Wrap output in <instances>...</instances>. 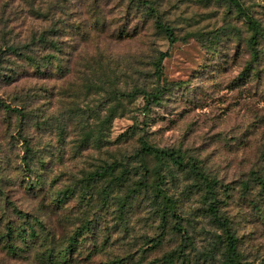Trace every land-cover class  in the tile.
<instances>
[{"label": "rangeland", "instance_id": "obj_1", "mask_svg": "<svg viewBox=\"0 0 264 264\" xmlns=\"http://www.w3.org/2000/svg\"><path fill=\"white\" fill-rule=\"evenodd\" d=\"M145 1L158 12L53 0L48 17L18 19L0 37L29 45L20 50L36 60L6 51L0 62V264H168L183 232L191 242L172 264H222L212 202L241 260L264 264V0H240L261 29L255 62L252 29L231 2ZM156 15L187 41L172 42ZM141 137L179 151L186 166L144 156ZM114 160L130 179L105 190L110 177L94 173ZM194 166L217 180V197L207 198ZM156 170L177 216L164 217Z\"/></svg>", "mask_w": 264, "mask_h": 264}, {"label": "trees", "instance_id": "obj_2", "mask_svg": "<svg viewBox=\"0 0 264 264\" xmlns=\"http://www.w3.org/2000/svg\"><path fill=\"white\" fill-rule=\"evenodd\" d=\"M53 0H0V5L2 4V6L0 7V22L3 21L6 26L4 29L0 30V37L2 38V35L7 32H13V29L11 27H9V23H14L16 22L18 19H30V18H40V17H48L47 12H45V8L47 6L48 2H51ZM109 0H90V2H92L94 4V6H99L101 4V2H107ZM129 2H139L141 3L140 5L144 4L145 6H149L148 9L150 10L149 13H154V12H158L157 8L153 7L152 5L148 4L150 3L145 1V0H128ZM229 2H231L232 4H234L238 10L241 12H243V15L245 16V18L248 21V25L249 27L252 29V36L249 39V45L252 47L253 49V54H254V62L258 61L259 59V51L256 48V44L258 43V38L260 36L261 33V29L260 26L257 22V20L248 12L244 11V7L242 6L240 0H227ZM17 3V7L16 9H14V7H12L11 11L8 12V7H10L11 5ZM8 14V16H7ZM13 18V19H12ZM22 19V20H23ZM155 25L157 28H159L160 30H162L168 37L169 39L174 42L176 40H183V41H187V36L184 37H177L174 31V28L171 26V24L167 23L163 17H161L160 15H156L155 17ZM10 28V29H8ZM124 29V28H123ZM124 30H122L121 32H123ZM2 40H6V39H2ZM45 40V38H44ZM51 44L54 45V41H51ZM26 49L29 48V45L24 44V45H20L18 44L16 41H12V43H2L0 44V62H2V59L4 57V54L6 53V51H12L15 52L16 54L18 53L21 57H25L30 59L31 61H36L32 56L28 55L25 53V51H22L20 49ZM168 55V52H161L157 61H156V68H157V73L161 74L162 73V66H163V60L164 58ZM13 76H9V79H12ZM115 93H120L117 94V96L119 95H123V92L118 91L117 88L114 89ZM144 93H147L146 91ZM112 94H114V92H112ZM162 93H160V91L157 92H149L148 93V97L150 98H159L161 96ZM116 95V94H115ZM141 149L140 152L146 156V155H152L156 158V160L160 163L164 162L165 160H172L174 161L176 164L180 165V166H186L185 163V159L184 156L181 155V153L173 148H161V147H156V146H152L149 144V142L146 140L145 137H141ZM119 165V161L118 160H114L111 161L110 163H107L106 165H104L103 167H99L96 171H95V175L97 177H101V176H109L110 177V181L107 184V186L105 187V190H111L113 189L115 186H121L123 185L127 180L130 179L129 176V171L126 169H121L118 173H116V167ZM194 170L196 173V176L198 177L199 180L205 181V186H206V194H207V198H214L217 197L216 194V187H217V180H214L212 178H210L209 176H207L204 172H202L197 166H194ZM156 186L159 190L158 194L160 196L163 197V200H165L166 202V206L163 208L164 212L166 213L164 215V217L167 216V214H172L174 216H177V213L174 212L175 210V201L169 197L166 192L163 191L162 189V185L164 183V178L162 175H160V171L156 170ZM257 175V179L259 180L260 184H262V188H264V174L263 175H258V173H256ZM143 180L141 181H136L135 183H132V185L130 187H128L125 191V200L128 201L131 198V195L133 194V192H135V190H137L138 188L141 187L140 184H143ZM145 181V180H144ZM210 212L212 213V216L217 224V226L223 230V233L221 235H219L216 239L217 243H221L222 241L226 242V246H227V250H226V255L224 257L223 263L222 264H248L246 262H243L239 256V251H238V239L235 235V233L233 232V230L230 227V222L229 219L223 215H221L219 213V209L218 206L216 205L215 202H212L210 204ZM174 228H176L178 231L183 232L184 228L180 226V222L179 219H177V221L175 222V226ZM79 233H76V236L72 237V240H77V236H79L80 234H82V231H79ZM7 233L9 234V230H7ZM183 236V241L180 247V250H174L170 253H167L164 256V260L166 263L168 264H172L175 262L178 254H185L184 253V249L190 244L191 240L190 237L187 235L186 232H183L182 234ZM162 241V235L159 234L158 237H156V241L155 239H152L151 242H156L159 243ZM73 243L71 241V245L72 246ZM52 258L53 255H49L48 259L51 260L52 262ZM63 262H61L62 264Z\"/></svg>", "mask_w": 264, "mask_h": 264}]
</instances>
